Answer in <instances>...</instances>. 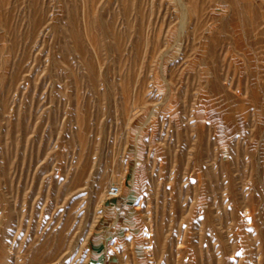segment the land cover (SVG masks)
<instances>
[{
	"label": "rangeland",
	"instance_id": "rangeland-1",
	"mask_svg": "<svg viewBox=\"0 0 264 264\" xmlns=\"http://www.w3.org/2000/svg\"><path fill=\"white\" fill-rule=\"evenodd\" d=\"M185 1L0 0V264H90L111 184L125 264H264V0Z\"/></svg>",
	"mask_w": 264,
	"mask_h": 264
},
{
	"label": "crops",
	"instance_id": "crops-1",
	"mask_svg": "<svg viewBox=\"0 0 264 264\" xmlns=\"http://www.w3.org/2000/svg\"><path fill=\"white\" fill-rule=\"evenodd\" d=\"M132 196L134 194L130 189V193L123 194L122 191L118 197L111 199L113 210H111L110 223L102 235L103 239L94 243L95 250L91 252L90 264L92 261L95 264H125L126 247L120 243V237L132 228L130 215L133 214L132 207L135 206ZM116 214L118 220L115 222L114 215ZM109 237H111L110 240Z\"/></svg>",
	"mask_w": 264,
	"mask_h": 264
},
{
	"label": "bare ground",
	"instance_id": "bare-ground-1",
	"mask_svg": "<svg viewBox=\"0 0 264 264\" xmlns=\"http://www.w3.org/2000/svg\"><path fill=\"white\" fill-rule=\"evenodd\" d=\"M179 1V4L181 5L182 7V15H183V21H182V25H181V29H180V33H183L184 31V27H185V20L186 18L188 17V3L187 1L185 0H178ZM139 140V139H137ZM248 214V213H247ZM248 221V220H247ZM149 237V236H148ZM150 242V241H149Z\"/></svg>",
	"mask_w": 264,
	"mask_h": 264
},
{
	"label": "built area",
	"instance_id": "built-area-1",
	"mask_svg": "<svg viewBox=\"0 0 264 264\" xmlns=\"http://www.w3.org/2000/svg\"><path fill=\"white\" fill-rule=\"evenodd\" d=\"M121 194V188L117 184H111L107 190V196L109 198H116Z\"/></svg>",
	"mask_w": 264,
	"mask_h": 264
}]
</instances>
